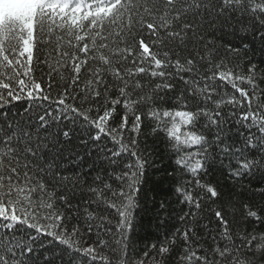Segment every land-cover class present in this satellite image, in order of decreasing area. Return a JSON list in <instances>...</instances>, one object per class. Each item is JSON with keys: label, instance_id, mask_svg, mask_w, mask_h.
Here are the masks:
<instances>
[{"label": "snow or ice", "instance_id": "6c2138e0", "mask_svg": "<svg viewBox=\"0 0 264 264\" xmlns=\"http://www.w3.org/2000/svg\"><path fill=\"white\" fill-rule=\"evenodd\" d=\"M0 264H264V0H0Z\"/></svg>", "mask_w": 264, "mask_h": 264}]
</instances>
